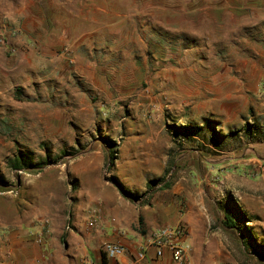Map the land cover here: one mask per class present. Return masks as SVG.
I'll list each match as a JSON object with an SVG mask.
<instances>
[{
  "label": "rangeland",
  "instance_id": "obj_1",
  "mask_svg": "<svg viewBox=\"0 0 264 264\" xmlns=\"http://www.w3.org/2000/svg\"><path fill=\"white\" fill-rule=\"evenodd\" d=\"M182 115L213 119L221 132L245 122L262 132L241 131L218 149L174 136ZM140 122V137L167 140L169 173L151 192L177 181L208 230L221 226L226 198L253 195L264 172V0H0V233L20 219L38 225L34 235L45 219L50 232L49 211L74 202L68 162L84 153L117 180V146ZM16 151L56 160L15 170ZM243 255L235 259L262 263Z\"/></svg>",
  "mask_w": 264,
  "mask_h": 264
},
{
  "label": "crops",
  "instance_id": "obj_2",
  "mask_svg": "<svg viewBox=\"0 0 264 264\" xmlns=\"http://www.w3.org/2000/svg\"><path fill=\"white\" fill-rule=\"evenodd\" d=\"M181 117L182 123H200L186 115ZM138 124L140 127H135L133 131H129L128 127L130 139L117 146L113 165L118 182L136 195V199L129 198L113 182L103 177L101 157L96 155L92 158L84 153L68 162L75 178L72 195L74 202L69 211L61 212L56 208L49 211L50 232L41 245L36 243L33 234L38 225L23 228L22 219L16 224L17 228L0 233V264H81L84 259H89L91 264H102V259L103 264H140L142 262L135 260L137 247L141 243H147L150 234L167 222H182L186 227V241L190 245L192 264H242L240 257L235 259L241 253L261 262L244 251L231 228L221 225L212 231L208 230L202 205L200 202L194 205L197 201L190 197L184 199L180 195L177 181L167 188L151 192V188L159 185L162 178L165 181L169 173L164 174L167 140L164 137L162 141L156 142L149 136L140 137L145 123ZM148 129L156 131L153 127ZM260 163L263 169L264 157L260 159ZM74 164L77 165L73 166ZM233 180L235 187L243 184L242 180ZM148 190L151 192L149 197L146 201H141ZM249 190L253 195L246 193L245 196L239 190L234 193L239 200L231 197V193L229 198L250 216L249 226L255 237L264 243V172ZM43 214L47 213L42 212ZM64 218L66 222L63 221ZM90 219H94L92 225L88 224ZM15 221L17 222V218ZM107 242L122 245L124 253L112 258L105 257L101 247ZM145 255L146 264H175L168 251L155 257L149 245Z\"/></svg>",
  "mask_w": 264,
  "mask_h": 264
},
{
  "label": "trees",
  "instance_id": "obj_3",
  "mask_svg": "<svg viewBox=\"0 0 264 264\" xmlns=\"http://www.w3.org/2000/svg\"><path fill=\"white\" fill-rule=\"evenodd\" d=\"M216 123L213 119L203 117L200 119V123L198 124H190V123H182L178 124L175 127V134H183V135H194V137H198L206 140L209 144L213 145L214 148L221 149V147L227 142V140L235 138L239 132L242 131L244 136L256 138L259 133H261V125L256 123H244L240 129H227L226 132H221L216 129ZM100 139L104 144L108 145L111 141L101 136ZM108 162L111 164L113 160L112 150L108 149ZM61 155H67L71 153H66V151L61 150ZM72 155V154H71ZM56 159L49 158L48 154H44V157L36 162H32L31 159L22 153L21 151H16L13 157H11L10 161H8V166L12 169H40L46 164L53 163ZM108 180L114 181L117 184L119 190L126 194L129 198L135 199V195L130 191L123 189L117 180L114 177H108ZM155 180H151L150 184L155 182ZM150 186V185H149ZM221 215H222V226L229 227L232 229L233 233L236 234L238 240L240 241L245 252L250 253L258 260L264 263V243L259 241L251 227L246 224V222L250 221V218L238 207V205L231 198H226V202L220 206ZM104 263V259H102V264Z\"/></svg>",
  "mask_w": 264,
  "mask_h": 264
},
{
  "label": "built area",
  "instance_id": "obj_4",
  "mask_svg": "<svg viewBox=\"0 0 264 264\" xmlns=\"http://www.w3.org/2000/svg\"><path fill=\"white\" fill-rule=\"evenodd\" d=\"M94 219H90L88 224L92 225ZM49 234L47 221L44 219L40 223V229L34 235V239L38 244H43L45 237ZM187 230L182 222L166 224L153 231L147 239V243H141L135 251V260L146 264L145 254L149 245L153 249L155 257L163 255L164 251H168L170 259L175 264H191L190 261V245L186 241ZM102 253L107 258H112L124 253L125 248L117 243H104L101 247ZM81 264H91L89 259L82 260Z\"/></svg>",
  "mask_w": 264,
  "mask_h": 264
}]
</instances>
